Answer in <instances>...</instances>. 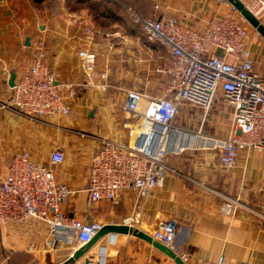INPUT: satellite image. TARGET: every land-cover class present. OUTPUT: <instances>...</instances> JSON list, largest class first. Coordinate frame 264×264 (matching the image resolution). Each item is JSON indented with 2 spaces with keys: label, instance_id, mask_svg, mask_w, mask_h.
I'll return each mask as SVG.
<instances>
[{
  "label": "crops",
  "instance_id": "obj_1",
  "mask_svg": "<svg viewBox=\"0 0 264 264\" xmlns=\"http://www.w3.org/2000/svg\"><path fill=\"white\" fill-rule=\"evenodd\" d=\"M168 7V17L180 13L183 22L202 30L208 17L227 13L230 3L177 0ZM101 14L100 20L111 22L109 16ZM85 25L94 29L93 42L88 39ZM110 29L116 28L102 26L81 0H0V181L18 151L26 148L46 162L52 151L59 148L66 160L55 167V175L78 190L64 209L67 214L107 224L123 223L126 217L140 211V228L144 231H153L161 222L175 223L174 249L186 254L188 263L200 259L216 261L224 256L230 264H264V152L243 151L239 165L225 170L220 166L218 151L206 146L205 138L226 137L232 131V111L229 108L231 115L226 114L224 98L223 102L214 103L217 113L209 114L204 122L203 110L182 105V114L199 125L185 129L187 137L183 138L190 140L191 146L169 155L163 187L143 197L134 190L125 191L116 204L100 201L90 209L87 207L85 189L94 151L103 139L128 141L124 129L127 90L138 89L148 101L163 95L169 82L157 71L160 63H152L155 56L150 45ZM39 35L46 40L47 61L57 74L58 83H73L77 89L69 117L38 119L8 104L11 73L15 72L17 77L30 66ZM28 38L30 45L26 44ZM156 44L166 55L164 47ZM86 45L97 53L108 54L111 70L107 91L98 86L102 57L97 68L89 71L78 56V50ZM252 52L257 60L255 69L264 75V44L255 41ZM206 121L212 132L204 130ZM230 197L238 198L242 206L227 215L221 207ZM47 238L46 224L36 219L0 224V263L25 264L32 260L35 264H63L73 249L52 251L47 247ZM109 238L102 237L84 258L96 259L98 255L95 261L103 262L104 257L103 264H177L134 235L119 234L114 243ZM102 247L105 251H101ZM84 263L81 259L76 264Z\"/></svg>",
  "mask_w": 264,
  "mask_h": 264
},
{
  "label": "built area",
  "instance_id": "obj_2",
  "mask_svg": "<svg viewBox=\"0 0 264 264\" xmlns=\"http://www.w3.org/2000/svg\"><path fill=\"white\" fill-rule=\"evenodd\" d=\"M242 2L262 20L264 0ZM127 12L148 41L166 50L167 59L158 65L157 71L169 82L163 95L148 101L138 89L127 90L125 109L128 120L136 124L135 127L130 121L126 124L131 129L128 141L103 139L94 151L85 189L89 209L100 201L116 204L125 191L134 190L143 197L164 186L169 155L191 146L190 140L183 138L186 131L176 124L183 104L203 110L204 122L219 93L223 94L225 105L232 111V131L226 137L205 138L206 146L218 151L223 169H235L243 151L264 152V75L255 69L257 60L252 52L253 43H264V37L257 32L254 39L243 14L230 3L227 13L208 17L205 28L200 30L179 16L168 17L158 3L151 14L132 7ZM85 32L93 42L94 29L85 25ZM106 55L87 45L78 50L82 64L89 71L97 68L102 57L98 86L103 91L110 86L111 63ZM76 96L73 83H58L57 74L47 61L46 40L39 35L34 43L33 60L16 77L8 104L38 119L53 115L69 117L71 101ZM137 125L139 130L135 132ZM65 160L66 155L59 148L52 151L46 162L26 148L15 153L0 181V224L42 221L48 229V249L71 247L74 253L90 242L104 224L89 221L86 216H71L64 210L71 196L78 192L55 175V167ZM241 206L238 200L229 198L221 210L231 215ZM141 220V212L136 211L123 223L141 229ZM145 232L174 249L175 223L161 222L153 231ZM180 256L187 264H230L224 256L216 261L200 259L190 263L186 254ZM95 260L92 256L84 264H96Z\"/></svg>",
  "mask_w": 264,
  "mask_h": 264
},
{
  "label": "rangeland",
  "instance_id": "obj_3",
  "mask_svg": "<svg viewBox=\"0 0 264 264\" xmlns=\"http://www.w3.org/2000/svg\"><path fill=\"white\" fill-rule=\"evenodd\" d=\"M104 1L107 3L106 8L110 9L111 11H112V9L114 10V15L116 16V18L112 19L111 22H107V20H104V19L99 20V23L102 24V26L109 27V25H110L111 28H116V29H110V31H112V32L120 31L121 34L129 35L131 38H140L142 41V44H146L147 46L150 45L152 47V52H153L152 55L155 56L151 59L152 63H154V64L160 63L161 64V62H164L167 59V56H168L167 53H166V55L165 54L163 55V53L160 52L158 45L156 43L148 41V39L145 37L144 33L142 32L141 28L134 24L131 16L127 12V8L132 7V8H135L136 10H138L139 12H141L143 14H151L153 6L158 3L163 7L165 14L169 15L168 13L169 12L171 13V9L168 7L169 4L171 2H177V0H117V1L104 0ZM244 1H246V0H244ZM172 15L180 16V13L179 14L173 13ZM116 21H117V24L114 23ZM247 25H248V28H249L251 35L252 36L254 35L253 37L257 36L256 35L257 34L256 29L249 22L247 23ZM116 90H117V87H116ZM117 91L120 92L123 90H117ZM119 95L120 94L118 93L117 96H119ZM220 101L223 102V94L222 93H219L215 102L219 103ZM215 106H216V104H215ZM225 109H228L226 114L231 115L229 107L225 106ZM215 113H217V111L215 110V107H214L210 111L209 114L214 115ZM127 115L129 116V114H127ZM126 116L124 118H125V120H127V123L130 121L131 124H133L135 127L136 121L126 119ZM180 119H182V122L180 121ZM182 123L187 125V127H185V125H183ZM197 123L190 120V117L186 118L185 115L182 114V111H180V114H179L178 118L176 119V124L178 126H180L181 128H183V130L193 129L195 127V125H197ZM198 125H199V123H198ZM219 128H221V127H219ZM225 128H227V127H225ZM124 129H126L125 130L126 136L128 137L127 139L129 140V138H130L129 134H130L131 129L128 126H126ZM222 129H224V127ZM204 130L210 131V132H212L211 130H213L207 121L204 124ZM231 199L237 200L238 198H231ZM97 258H98V255H96V259ZM88 259L89 258H84V257L82 258V260L84 262H87ZM28 263L29 264H35V262L33 263L32 260H29L25 264H28ZM96 264H101V261H96Z\"/></svg>",
  "mask_w": 264,
  "mask_h": 264
},
{
  "label": "water",
  "instance_id": "obj_4",
  "mask_svg": "<svg viewBox=\"0 0 264 264\" xmlns=\"http://www.w3.org/2000/svg\"><path fill=\"white\" fill-rule=\"evenodd\" d=\"M233 4L246 18V20L264 37V23L254 16L242 2V0H226ZM27 45H30V39L26 41ZM16 73H11L9 85L13 87L15 85ZM131 234L152 244L154 247L168 255L177 264H187L180 256V254L173 248L155 240L151 234L145 232L137 227H132L124 223H107L103 228L95 235V237L87 244L80 246L63 264H76L80 261L92 247L104 236L109 235V242L114 243L118 235ZM101 251H105V247L101 248ZM104 260V257H103Z\"/></svg>",
  "mask_w": 264,
  "mask_h": 264
},
{
  "label": "trees",
  "instance_id": "obj_5",
  "mask_svg": "<svg viewBox=\"0 0 264 264\" xmlns=\"http://www.w3.org/2000/svg\"><path fill=\"white\" fill-rule=\"evenodd\" d=\"M37 2H43L44 0H36ZM82 2H85L90 8L93 15H95L97 20H100V14H105L106 16H109L111 19H115L116 16L114 15V10L112 11L108 8H106V2L104 0H81ZM99 11L97 13L96 11ZM101 14V15H102ZM4 264V263H2Z\"/></svg>",
  "mask_w": 264,
  "mask_h": 264
},
{
  "label": "bare ground",
  "instance_id": "obj_6",
  "mask_svg": "<svg viewBox=\"0 0 264 264\" xmlns=\"http://www.w3.org/2000/svg\"><path fill=\"white\" fill-rule=\"evenodd\" d=\"M139 130V125H137L136 126V128H135V132H137ZM187 137V136H186ZM191 137H193V136H191Z\"/></svg>",
  "mask_w": 264,
  "mask_h": 264
}]
</instances>
